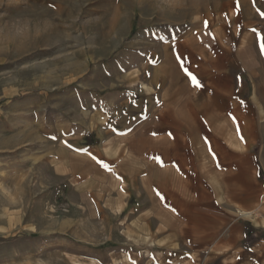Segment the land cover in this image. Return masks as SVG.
<instances>
[{
  "label": "rangeland",
  "instance_id": "obj_1",
  "mask_svg": "<svg viewBox=\"0 0 264 264\" xmlns=\"http://www.w3.org/2000/svg\"><path fill=\"white\" fill-rule=\"evenodd\" d=\"M229 3L0 0V264H160L171 254L141 228L138 189L109 180L130 97L123 71L139 66L141 39L219 18ZM240 3L264 20V0Z\"/></svg>",
  "mask_w": 264,
  "mask_h": 264
},
{
  "label": "crops",
  "instance_id": "obj_2",
  "mask_svg": "<svg viewBox=\"0 0 264 264\" xmlns=\"http://www.w3.org/2000/svg\"><path fill=\"white\" fill-rule=\"evenodd\" d=\"M240 4L141 39L123 71L109 180L138 189L141 228L171 252L160 264H264V20Z\"/></svg>",
  "mask_w": 264,
  "mask_h": 264
},
{
  "label": "snow or ice",
  "instance_id": "obj_3",
  "mask_svg": "<svg viewBox=\"0 0 264 264\" xmlns=\"http://www.w3.org/2000/svg\"><path fill=\"white\" fill-rule=\"evenodd\" d=\"M237 6H239V0H237ZM261 15L262 16H264V13H261ZM206 23V22H205ZM256 31V29H253V32H255ZM260 39H261V48L262 49H264V35H262L261 37H260ZM177 59H181V57L179 56V54L177 53ZM188 75L189 76H191L192 74L191 73H188ZM192 79H193V81H195L196 83H195V86L196 87H200L201 85L199 84V82L198 81H196V77L195 76H192ZM153 135H155V133H153ZM169 135L171 136V133H169ZM241 138H243V137H241ZM93 159H97L96 157H93ZM99 163H103L102 161H98ZM161 163H163V161H161ZM105 167H106V165H105Z\"/></svg>",
  "mask_w": 264,
  "mask_h": 264
}]
</instances>
